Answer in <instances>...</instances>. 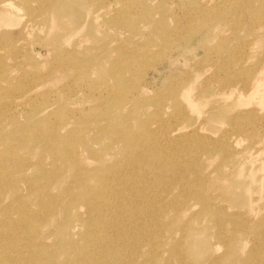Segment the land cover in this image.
Returning a JSON list of instances; mask_svg holds the SVG:
<instances>
[{
	"label": "bare ground",
	"instance_id": "1",
	"mask_svg": "<svg viewBox=\"0 0 264 264\" xmlns=\"http://www.w3.org/2000/svg\"><path fill=\"white\" fill-rule=\"evenodd\" d=\"M68 1L0 0V264H196L199 218L211 223L210 246L203 241L210 254L201 264H264V212L253 197L264 190V162L253 167L264 150V0H211V41L226 45L211 55V80L226 76L221 86L211 82V97L223 101L218 123L229 127L217 140L228 149L211 171V148L199 147L207 138L201 125L190 133L184 123L160 126L188 115L177 89L149 104V92L130 83L137 52L122 49L113 58L120 50L114 39L143 40L149 26L137 21L128 0H79L96 33L106 25L126 30L107 26L118 33L108 46L111 62L104 67L94 58L114 85L94 83L86 110L64 100L67 86L53 77L87 69L78 58L83 44L72 43L84 26H68L72 16L61 10ZM36 43L45 52H36ZM173 102L181 112L167 119L165 106ZM151 106L162 118L147 117L137 132L138 117ZM22 114L28 124L20 123ZM231 186L241 194L231 198Z\"/></svg>",
	"mask_w": 264,
	"mask_h": 264
},
{
	"label": "rangeland",
	"instance_id": "2",
	"mask_svg": "<svg viewBox=\"0 0 264 264\" xmlns=\"http://www.w3.org/2000/svg\"><path fill=\"white\" fill-rule=\"evenodd\" d=\"M179 1L183 6L178 3ZM78 3L80 4L79 0H70L66 5L64 4L61 6V10H68V12H66L68 14H71L72 16L71 18L69 17L68 20L65 19L66 22L69 21L67 23L68 26H77V28L84 26V28L79 30V37H75L72 40V43L75 44L77 42H80L83 44L80 51L84 55L79 56L78 58L87 61L85 63L87 69L81 71L80 73L69 71V73H66V75L63 77L66 80L56 77H53V79H56L54 82L59 83L60 85L67 86V91L65 93H69V96H64V100L72 103V105H74L77 109L86 110L90 105L88 102L89 99L87 100V97L93 96L91 93L94 92L92 85L94 83L101 82L103 79L109 81L114 85L115 80V77H110L105 69L98 67L94 63V58L99 57L101 59L102 65L104 67L108 66L107 64L111 62V58L108 57V53L110 52L108 46L109 44H111L112 36L114 37L115 34H118L117 31L122 32L126 29L123 28V25H116L117 29L116 27H112L111 25H106L105 29L100 28V30H98L99 32L97 31L98 33H96V31L94 30V26L96 25H93L88 19L84 17L86 13L85 11L82 12ZM128 3L129 9L132 11V14L136 19L138 18L137 21L141 23H148L149 26L148 29L145 30L146 35L143 40L141 38V40L139 39L133 42L131 40H127L126 37L114 39L112 42L114 43V45H112V47L116 48V50L119 48L120 50L114 52L115 55L113 54V58L117 59L116 57L120 56L121 52H123L122 49H124V52L127 49L133 50L130 53L135 52V55L137 52L138 57L136 56L137 58L135 59L134 63L135 66L133 65V72H131L130 83L131 85L136 84L137 86H142L149 92L146 93L147 99H145V102H148L149 104L154 105L156 102L162 101L164 99L163 97H165V99L169 98L174 90L177 89L176 95L180 96L182 103L185 105V112L188 115H184L185 117L178 122L171 120L169 122L167 121V123H161L163 121L162 120L160 121V126H165L166 128H164V130H166L167 127L171 129L182 126L184 123V125L186 126L183 125L182 127H187L185 128V130L187 129L186 131L190 133L194 125H201L204 128L203 136H207V138L204 144L199 145V147L205 148L207 145L208 148H211V156L209 159H213L210 161H215L210 165L209 170L211 171L212 168L214 169V166H216L215 164L219 163L223 159V153H225V151L228 149L221 148V144L217 140L221 137L222 133L229 128L228 124H226L225 122L226 120L218 123V120L220 118H225L224 116L226 114V109L224 107L223 101L219 98L211 97V82L214 81V83H217L218 86H221L226 82L225 75L217 76L215 79L211 80L212 73L210 66L212 52L216 53L218 51L219 53H221L225 52L226 50V45L222 44L221 38H215L212 40L213 43H211V0H128ZM71 4L73 8H71ZM67 5H70L71 7ZM189 11H193V13L190 14L191 12L189 13ZM150 21L151 23H149ZM107 26L109 28L111 27L112 29L115 28L117 31L110 29L111 32L113 31V33L111 34L109 30H106L108 28ZM12 34L13 36H17V30L14 29L12 31ZM149 37H151V40L148 39ZM248 37L249 36L247 34L240 33L238 39L239 41H244ZM40 45L43 48L40 47ZM147 45L149 50L146 49V51L144 49L147 47ZM149 46H151V49L149 48ZM98 47H101L100 52ZM258 47L264 48V43H260ZM33 48L36 52H45V48L42 44L36 43L35 45H33ZM137 48L138 50L140 49V54L138 53ZM141 49L143 52L145 51L143 55L141 53ZM98 53L102 55V58L98 55ZM247 57H249V55H247ZM248 62V66L252 63L254 64V60L251 58H249ZM208 68L210 69L209 71ZM81 77L86 78L84 79ZM97 99L98 96H94V102L97 101ZM50 100L54 102V94H51ZM40 101L41 100H39L38 103ZM173 103L170 105H166L168 111L166 110L165 106L164 115H166L167 119L171 115H175L178 111L181 110L178 102ZM190 104H193V106H191ZM168 106H170V108ZM129 107H131V105H129ZM151 107L152 108L143 113L142 116L138 117L139 119H142L143 122L138 121L137 132H139L140 128L142 129L144 127V121L149 120V118L147 117H151V122L156 123L158 121L157 118H162L163 110L160 113L157 112L158 110L155 107ZM223 109H225V111ZM107 112L115 117L118 111H116L111 106ZM26 122H28V120L23 115L20 119V123L28 124ZM149 143L151 144V142ZM191 146L187 147L192 148ZM239 146L242 147H238L239 151H242V149H245L247 147L246 143H241L239 144ZM259 155V163L257 162L253 165V167H257L261 162H264V150ZM235 165V160H230L227 162V166L229 167H234ZM246 169L243 170L242 174H247ZM214 176L216 179H219L218 177H216L218 176V174L215 173ZM262 177L263 173L259 172L258 178ZM234 179V176L231 177V180L229 182H233L231 184L232 186L236 185V183H234ZM218 186L226 189L225 186L227 185H221L218 183ZM232 186L229 193V196L231 198L237 196L238 194H241L239 189H236V187ZM263 193L264 190L261 191L260 194H253L255 200L257 199L254 203V206L258 208L260 207L259 209L262 212H264ZM255 196L259 197L257 198ZM253 197L252 199H254ZM192 201L193 200H191V202ZM237 205L238 207H234V210L239 211V207L244 206L243 201H240L239 203H237ZM201 221H204V218H199L196 221V223L194 224V230H197V232L202 234L203 238H201L200 245L197 247V249H191L193 254L192 260L195 263L197 262L196 264H201L202 259H205V257L208 258L209 255L207 254H210V252L205 248L209 244H211V238L208 239V236L210 237L209 234H211V223L207 224V221L205 223H201ZM64 237L65 236H62V238ZM195 257H197V259Z\"/></svg>",
	"mask_w": 264,
	"mask_h": 264
}]
</instances>
